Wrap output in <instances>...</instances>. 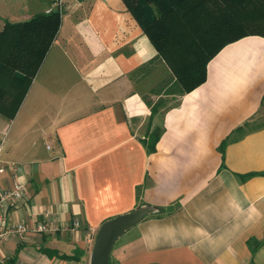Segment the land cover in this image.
<instances>
[{"label": "crops", "instance_id": "crops-1", "mask_svg": "<svg viewBox=\"0 0 264 264\" xmlns=\"http://www.w3.org/2000/svg\"><path fill=\"white\" fill-rule=\"evenodd\" d=\"M0 1L2 25L55 0ZM62 7L17 112L0 113V190L10 164L24 185L6 224L28 226L0 242V264H89L99 226L142 205L110 264H264V36L225 44L184 92L123 0Z\"/></svg>", "mask_w": 264, "mask_h": 264}, {"label": "trees", "instance_id": "trees-1", "mask_svg": "<svg viewBox=\"0 0 264 264\" xmlns=\"http://www.w3.org/2000/svg\"><path fill=\"white\" fill-rule=\"evenodd\" d=\"M170 68L181 91L206 79L208 61L227 43L264 36V0H123ZM61 23V13L5 21L0 30V113L13 118ZM153 112V108H152ZM159 130L142 140L151 152Z\"/></svg>", "mask_w": 264, "mask_h": 264}, {"label": "built area", "instance_id": "built-area-1", "mask_svg": "<svg viewBox=\"0 0 264 264\" xmlns=\"http://www.w3.org/2000/svg\"><path fill=\"white\" fill-rule=\"evenodd\" d=\"M58 10L60 13L63 11L62 0H55L52 7L46 10V13ZM9 167L13 170L16 179L13 182L11 188L0 190V242L6 240L11 234H23L28 230V226L22 223H16L12 225H7V213L5 207L18 208L23 202L24 195V185L19 179L18 172L19 166L17 164H10ZM81 225L78 218H73L71 223V229ZM34 231L37 232H51L57 229V226L48 224L45 222L37 223L32 227Z\"/></svg>", "mask_w": 264, "mask_h": 264}, {"label": "water", "instance_id": "water-1", "mask_svg": "<svg viewBox=\"0 0 264 264\" xmlns=\"http://www.w3.org/2000/svg\"><path fill=\"white\" fill-rule=\"evenodd\" d=\"M150 211V206L142 205L105 220L99 226L94 238L89 264H110L109 256L115 241Z\"/></svg>", "mask_w": 264, "mask_h": 264}, {"label": "rangeland", "instance_id": "rangeland-1", "mask_svg": "<svg viewBox=\"0 0 264 264\" xmlns=\"http://www.w3.org/2000/svg\"><path fill=\"white\" fill-rule=\"evenodd\" d=\"M0 2H2V1H0ZM3 8V7H2ZM4 9V8H3ZM4 24V23H3ZM3 24L2 25H0V30L2 29V26H3ZM149 39V38H148ZM159 56V55H158ZM160 57V56H159ZM161 58V57H160ZM148 103H150V102H148ZM256 120H259L260 121V123H264V113H262L261 111L256 115Z\"/></svg>", "mask_w": 264, "mask_h": 264}]
</instances>
